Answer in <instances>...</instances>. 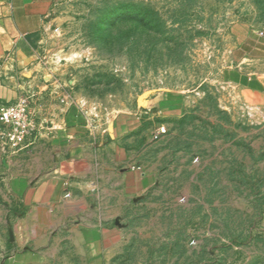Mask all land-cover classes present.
Here are the masks:
<instances>
[{"label": "rangeland", "instance_id": "1", "mask_svg": "<svg viewBox=\"0 0 264 264\" xmlns=\"http://www.w3.org/2000/svg\"><path fill=\"white\" fill-rule=\"evenodd\" d=\"M34 50L35 115L72 110L89 153L125 157L89 189L119 243L87 264H264V0H56Z\"/></svg>", "mask_w": 264, "mask_h": 264}, {"label": "crops", "instance_id": "2", "mask_svg": "<svg viewBox=\"0 0 264 264\" xmlns=\"http://www.w3.org/2000/svg\"><path fill=\"white\" fill-rule=\"evenodd\" d=\"M55 3L0 0L1 102H12L22 95L25 84L20 75L37 67L32 61L34 43ZM38 114L37 110L39 127L21 148L13 150L0 139L3 264H87L89 250L95 253L91 257L107 261L106 252L118 245L119 232L100 217L92 219L95 213L88 210V197L94 193L89 189L102 190L105 183L118 187L125 158L121 148L114 143L105 145L109 149L105 164L99 144L88 152L93 146L85 141L87 129L80 114L68 111L61 118L63 125H56L60 120L56 117L47 118L50 123L46 124ZM122 166L131 176L132 195L144 190L146 177L142 172ZM89 219L93 221L89 223Z\"/></svg>", "mask_w": 264, "mask_h": 264}, {"label": "built area", "instance_id": "3", "mask_svg": "<svg viewBox=\"0 0 264 264\" xmlns=\"http://www.w3.org/2000/svg\"><path fill=\"white\" fill-rule=\"evenodd\" d=\"M39 127L34 109L26 96L14 102L0 101V139L8 147L17 150L24 146ZM161 127L159 131H163Z\"/></svg>", "mask_w": 264, "mask_h": 264}, {"label": "water", "instance_id": "4", "mask_svg": "<svg viewBox=\"0 0 264 264\" xmlns=\"http://www.w3.org/2000/svg\"><path fill=\"white\" fill-rule=\"evenodd\" d=\"M8 234H9V239L13 240V233L11 232V230L8 231Z\"/></svg>", "mask_w": 264, "mask_h": 264}]
</instances>
